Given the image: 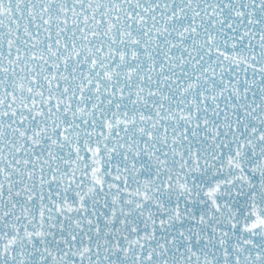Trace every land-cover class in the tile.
Wrapping results in <instances>:
<instances>
[{
	"label": "snow or ice",
	"instance_id": "1",
	"mask_svg": "<svg viewBox=\"0 0 264 264\" xmlns=\"http://www.w3.org/2000/svg\"><path fill=\"white\" fill-rule=\"evenodd\" d=\"M0 264H264V0H0Z\"/></svg>",
	"mask_w": 264,
	"mask_h": 264
}]
</instances>
